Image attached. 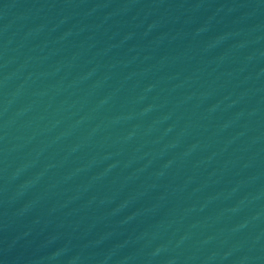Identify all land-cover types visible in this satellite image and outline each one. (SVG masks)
<instances>
[{"label": "water", "instance_id": "obj_1", "mask_svg": "<svg viewBox=\"0 0 264 264\" xmlns=\"http://www.w3.org/2000/svg\"><path fill=\"white\" fill-rule=\"evenodd\" d=\"M0 264H264V0H0Z\"/></svg>", "mask_w": 264, "mask_h": 264}]
</instances>
